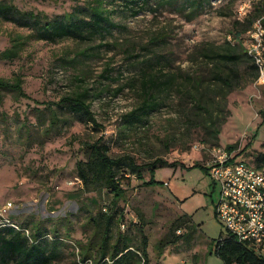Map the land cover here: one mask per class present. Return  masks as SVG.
Returning a JSON list of instances; mask_svg holds the SVG:
<instances>
[{"label":"rangeland","instance_id":"rangeland-1","mask_svg":"<svg viewBox=\"0 0 264 264\" xmlns=\"http://www.w3.org/2000/svg\"><path fill=\"white\" fill-rule=\"evenodd\" d=\"M6 1L51 17L67 11L88 15V0ZM105 5L115 25L86 40L51 42L0 17V52L15 40L20 46L19 55L0 59V77L22 74L31 96L17 99L7 93L0 103V202L14 203L12 215L22 225L34 229L33 223L42 222L50 238L59 227L62 238L51 264H92L80 260L75 241H87L89 216L110 211L113 194L109 188L86 187L77 162L89 158L83 141L102 139L114 156L129 154L140 164L157 158L176 164L157 169L153 186L144 184L152 178L149 168L143 170L145 180L124 168L126 199L118 206L126 226L116 225L115 235L119 231L134 244L146 235L155 264L161 256L156 244L167 240L175 221L188 213L192 236L169 247L164 264H225L217 248L220 237L230 232L217 215L221 186L206 164L214 144L227 149L237 144L238 159L250 161L264 152V81L255 78L253 61L246 56L233 63L200 53L204 46L214 49L211 43L220 47L236 29L252 28L249 19L258 16L256 7L263 8L264 0H203L200 15L192 19V0ZM238 20L243 24L237 26ZM163 32L168 37L156 40ZM217 65L242 75L240 86L227 93L214 77ZM199 76L204 80L197 87ZM156 77L173 80L164 89H146L143 81ZM78 91L88 92L99 124L70 104L58 103ZM150 93L159 104L145 113ZM104 261L111 263L109 257Z\"/></svg>","mask_w":264,"mask_h":264},{"label":"trees","instance_id":"trees-1","mask_svg":"<svg viewBox=\"0 0 264 264\" xmlns=\"http://www.w3.org/2000/svg\"><path fill=\"white\" fill-rule=\"evenodd\" d=\"M106 1L116 3L119 0H88L86 3L88 15L75 11H67L64 14L51 17L44 11L23 9L14 2L1 0L0 17L19 26L36 30L40 38L51 42H57L63 38L79 40L94 39L98 34H104L111 29V26L115 25L110 14L111 11L105 5ZM125 1L128 6L137 5L140 7L150 3L151 0ZM202 4L203 0H192L193 11L189 17L190 19L200 15L199 9ZM256 10L258 16L249 19V22L253 23V27L255 22L260 18L263 19L264 23V7L262 8L259 5L256 7ZM136 11L138 12L139 9H136ZM236 23L237 26H240L243 24V21L238 20ZM250 29L247 27L236 29L233 34L229 35V40L223 45L217 47V45L212 43L209 44L214 49L204 46L200 55L208 59L216 56L221 59V62L233 63H238L242 57L246 56L253 61L254 68L256 69L255 78H258L260 76L259 68L247 53L243 41ZM166 37H168V33L163 32L156 37V40H164ZM19 49V43L15 40L13 46L0 52V59L14 58L19 55ZM210 62L214 61L210 60ZM214 77L225 87L224 89L227 90V93L239 87L241 84L240 80H244V77L236 70L228 72L218 65L216 66ZM172 80V77H168L165 80H160L156 77V79H145L143 84L146 89H150L151 85L164 89L170 85ZM203 80L204 78L199 76L195 80L196 86H202ZM7 93H13L17 99L31 97L24 88L22 74H18L14 79L0 77V103H3ZM88 96L87 91H78L63 96L58 103L70 104L75 111L85 114L88 120L99 124L92 109V104L88 101ZM158 104L156 94L150 93L142 108L146 113ZM198 106L206 109L201 101L198 102ZM261 113L264 120V110ZM58 121V114L56 111H53L52 122L57 123ZM212 121L215 122L213 118ZM216 132L218 135L220 134L218 128H216ZM82 144L88 151L89 158L86 161L79 160L77 162L79 177L85 186L92 190L109 188L113 194V205L110 211L100 210L99 213L89 216L87 225L90 226L91 233L87 241H75V245L79 247L78 254L80 255V260L82 262L92 260V264H154L152 255L150 254V242L146 235H144L141 244H134L128 236H123L119 231H117L116 235L114 233L116 225H120L123 228L126 226V223L123 221L124 209L118 206L120 200L126 199V189L122 183L123 178H127L124 168L129 169L132 174L142 180H145L143 170L149 168L152 178L145 180L144 184L153 186L157 184L154 176L157 169L166 164L172 166H176V164L170 163L163 158H157L150 163L140 164L134 156L129 154L114 156L110 153V146L103 142L102 139L83 141ZM214 146H219V144H214ZM237 147V144H233L229 146V149L232 151ZM250 162L258 168H264V152L259 153L255 160ZM11 219L18 227L6 225L0 228V264H51L57 255L58 240L62 238L59 227L53 230L55 237L52 236L50 238L48 237L50 236L49 231H46L42 222L33 223V229L19 223L13 215ZM140 220L141 224H143V216L140 217ZM193 227L192 216L188 213L182 214L175 221L168 239H162L156 244V248L161 256L155 264H164L162 260L163 254L169 247L178 244L180 241L190 240ZM184 228L185 231H183ZM140 230L144 231L143 225L140 227ZM69 234L71 235V233ZM69 234L68 236L70 237ZM231 234L228 237L221 236L218 242L217 252L225 264H264V255L259 254L250 245L239 241ZM106 257H109L111 263L104 261Z\"/></svg>","mask_w":264,"mask_h":264},{"label":"built area","instance_id":"built-area-1","mask_svg":"<svg viewBox=\"0 0 264 264\" xmlns=\"http://www.w3.org/2000/svg\"><path fill=\"white\" fill-rule=\"evenodd\" d=\"M231 38V37H230ZM247 53L257 64L264 81V23L258 19L243 39ZM207 167L221 186L217 215L230 233L264 255V168L238 159V148L214 146ZM14 203L0 202V228L13 225Z\"/></svg>","mask_w":264,"mask_h":264},{"label":"crops","instance_id":"crops-1","mask_svg":"<svg viewBox=\"0 0 264 264\" xmlns=\"http://www.w3.org/2000/svg\"><path fill=\"white\" fill-rule=\"evenodd\" d=\"M190 215H191V214H190ZM191 216H192V215H191ZM168 249H169V248H168ZM168 249H167V250H168ZM167 250H166V251H167ZM166 251L164 252L163 257H164V255H165Z\"/></svg>","mask_w":264,"mask_h":264}]
</instances>
